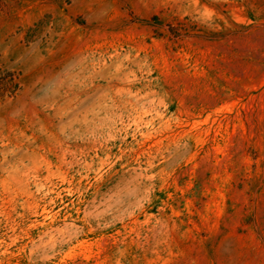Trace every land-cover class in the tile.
Returning a JSON list of instances; mask_svg holds the SVG:
<instances>
[{"label":"rangeland","instance_id":"rangeland-1","mask_svg":"<svg viewBox=\"0 0 264 264\" xmlns=\"http://www.w3.org/2000/svg\"><path fill=\"white\" fill-rule=\"evenodd\" d=\"M0 264H264V0H0Z\"/></svg>","mask_w":264,"mask_h":264},{"label":"trees","instance_id":"trees-1","mask_svg":"<svg viewBox=\"0 0 264 264\" xmlns=\"http://www.w3.org/2000/svg\"><path fill=\"white\" fill-rule=\"evenodd\" d=\"M21 89V72L0 63V104L17 96Z\"/></svg>","mask_w":264,"mask_h":264}]
</instances>
